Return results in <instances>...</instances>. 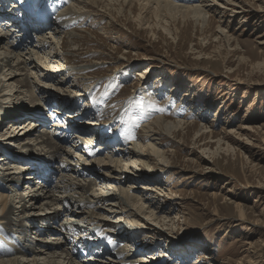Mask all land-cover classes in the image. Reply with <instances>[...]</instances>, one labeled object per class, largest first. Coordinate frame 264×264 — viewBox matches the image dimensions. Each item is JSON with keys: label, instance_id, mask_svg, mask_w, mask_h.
Wrapping results in <instances>:
<instances>
[{"label": "rangeland", "instance_id": "obj_1", "mask_svg": "<svg viewBox=\"0 0 264 264\" xmlns=\"http://www.w3.org/2000/svg\"><path fill=\"white\" fill-rule=\"evenodd\" d=\"M205 1L213 7L205 25L180 15L173 18L168 9L155 10L146 1L90 5L76 24L59 32L58 53L64 67H69L62 76L82 90L87 87L83 80L89 77L92 90L80 98L81 112L92 110L108 95L101 104L103 112L97 115L107 122L102 131L105 139L114 140L122 128L135 130L126 140L128 148L120 151L127 153L134 142L144 140L143 122L134 128L132 116L123 117L124 113L139 110L141 115L147 109L146 123L164 118L182 124L177 133L159 138L169 167L153 162L127 172L129 184L130 179H141L135 197L165 209L156 215L165 218L164 226L153 224L157 230L151 232L149 246L156 243L165 254L169 245L187 249L188 264H264V0H236L237 8L232 4L224 8L217 0H169L185 6ZM55 28L42 34L54 39ZM66 33H74V43L65 42H69ZM74 66L87 70L78 75ZM72 94L54 89L45 101L70 106L73 103L61 100L75 102ZM91 96L94 100L88 99ZM28 99L29 95L25 101L30 104ZM150 105L152 112H148ZM96 119L85 120L83 127H94L91 121ZM7 124L0 126L1 134ZM96 128L94 133L100 132L101 127ZM114 145L121 144L115 141ZM87 170L94 175L82 179L94 180L97 174ZM154 179L157 182H148ZM150 184L155 193L147 195L141 189ZM26 189L24 185L19 193ZM106 232L113 233L107 228ZM62 248L69 250L66 246L56 250ZM167 257L173 260L170 264H181L178 258L182 257Z\"/></svg>", "mask_w": 264, "mask_h": 264}, {"label": "bare ground", "instance_id": "obj_2", "mask_svg": "<svg viewBox=\"0 0 264 264\" xmlns=\"http://www.w3.org/2000/svg\"><path fill=\"white\" fill-rule=\"evenodd\" d=\"M124 1L128 3L130 0ZM137 1H146L147 6L155 10L166 8L173 18L180 15L203 25L206 14L213 8L207 5L209 1H196L188 6L169 0ZM217 1L224 8L232 5L237 8L236 0ZM107 3L109 7L108 0H0V126L9 122L7 131L0 133V264H104L107 261L139 264L143 260L152 264H163L167 260L165 264H170L173 260L167 256L182 257L178 258L179 263L188 264L187 249L174 250L169 245L170 252L165 254V249H160L156 243L149 246L151 232L157 230L153 224L159 226L165 220L156 215L165 209L154 201L147 202V205L146 199L135 197L133 193L141 179H130L133 183L129 184L127 176V172L138 167L147 168L153 162L158 167L162 164L169 167L159 138L161 134L172 136L177 133L182 124L164 118L146 123L147 109L141 115L139 110L130 115L124 113L123 117L129 116L130 119L132 116L134 128L143 122L144 140L134 142L127 153L120 151L127 147L126 140L135 130L122 128L114 140L105 139L102 131L107 122H101L97 115L103 112L101 104L108 95L101 98L92 110L81 112L80 98H86L87 91L92 90L89 77L83 80L87 87L82 90L81 86L62 76L69 67H64L65 60L58 53L56 40H62L59 32H64L72 23L76 24L83 14L89 12L90 5L101 7ZM54 27L51 34L56 38L42 34ZM66 34L69 42H65L74 43L71 40L74 33ZM36 36L38 40L34 41ZM77 67L73 68L78 75L87 70L85 67L77 70ZM54 89L70 94L75 91L77 95H72L76 101L61 100L67 105L73 103L70 106L46 102L45 97ZM28 95L30 104L25 101ZM91 97L88 99L94 100ZM149 102L146 105L152 104ZM149 109L148 112H152L154 107L150 105ZM58 117L64 122L58 123ZM90 117L97 118V122L90 120L95 123V128H84L82 122ZM23 118L34 121L26 119L21 124L13 123ZM49 124H53L55 131L50 130ZM96 127H101L100 132L94 133ZM64 129L76 135L73 141L63 134ZM115 141L121 145L114 147ZM26 148L30 149L24 150ZM87 168L97 174L92 181L82 179L94 175ZM45 171L53 173L43 185ZM104 171L108 172L107 176L103 175ZM155 181L148 180L149 183ZM24 185L27 189L19 193ZM141 190L147 195L155 193L151 184ZM61 213L66 217L65 221ZM117 214L121 215L112 217ZM106 228L113 233H107ZM51 233L54 234L49 236ZM158 235L167 238L159 230ZM63 246L69 250H56ZM100 247L106 250L103 257L99 256Z\"/></svg>", "mask_w": 264, "mask_h": 264}]
</instances>
